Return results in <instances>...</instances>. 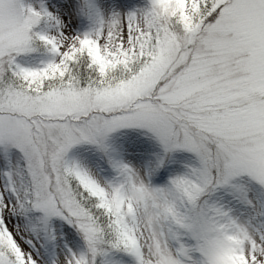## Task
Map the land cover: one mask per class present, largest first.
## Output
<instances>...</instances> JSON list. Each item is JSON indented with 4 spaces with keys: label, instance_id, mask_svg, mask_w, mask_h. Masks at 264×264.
<instances>
[{
    "label": "rangeland",
    "instance_id": "rangeland-1",
    "mask_svg": "<svg viewBox=\"0 0 264 264\" xmlns=\"http://www.w3.org/2000/svg\"><path fill=\"white\" fill-rule=\"evenodd\" d=\"M78 55L103 79L65 80ZM0 237V264H264V0H0Z\"/></svg>",
    "mask_w": 264,
    "mask_h": 264
},
{
    "label": "trees",
    "instance_id": "trees-1",
    "mask_svg": "<svg viewBox=\"0 0 264 264\" xmlns=\"http://www.w3.org/2000/svg\"><path fill=\"white\" fill-rule=\"evenodd\" d=\"M78 57L79 58L77 60L79 62H77L76 64H72L69 68H67L65 80L70 78V76H72L73 78L78 77L80 81V85L85 86V85H89L92 82H98L101 78L103 79L101 70L96 65V63L91 62L90 58H82L79 55ZM98 72H100V74ZM110 75L112 76V74ZM60 77L61 76H54L51 80H48V82L30 80L31 81L30 83V82L22 81L23 78H20L19 81L24 84L27 91L39 92L46 89L48 86L59 85V82L62 80V78ZM69 182H70V189H72V194L76 198V203L84 211L85 216L91 217V221H89L88 224L97 231V234L99 232L98 237L100 238V242L112 243L114 241V238L112 236V230L117 226V221L114 220L113 222V219L111 218L112 222L114 223L115 226L114 227L111 223V219L107 218V216L100 217V209L102 208V205L96 204V202L93 199L89 198L88 192L82 191V188L80 187L79 183L77 184L71 179ZM8 242L6 239L5 243L3 242V244L0 245V249L2 251H5L6 253L7 250L10 251L12 247L11 243Z\"/></svg>",
    "mask_w": 264,
    "mask_h": 264
}]
</instances>
